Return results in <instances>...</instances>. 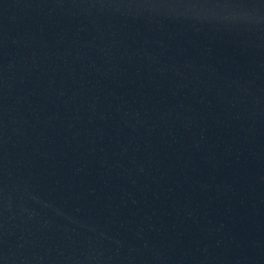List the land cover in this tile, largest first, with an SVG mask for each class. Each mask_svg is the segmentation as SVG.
<instances>
[{
  "label": "water",
  "instance_id": "water-1",
  "mask_svg": "<svg viewBox=\"0 0 264 264\" xmlns=\"http://www.w3.org/2000/svg\"><path fill=\"white\" fill-rule=\"evenodd\" d=\"M0 264H264V0H0Z\"/></svg>",
  "mask_w": 264,
  "mask_h": 264
}]
</instances>
